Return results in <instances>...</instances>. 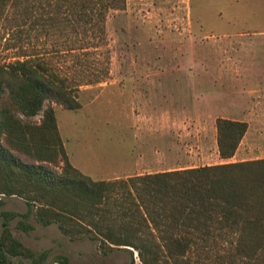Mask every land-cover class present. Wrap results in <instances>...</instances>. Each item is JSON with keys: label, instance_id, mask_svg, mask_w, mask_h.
<instances>
[{"label": "rangeland", "instance_id": "374dc122", "mask_svg": "<svg viewBox=\"0 0 264 264\" xmlns=\"http://www.w3.org/2000/svg\"><path fill=\"white\" fill-rule=\"evenodd\" d=\"M68 11L46 30L32 14L18 35L7 1L0 9V63L36 51L77 87L80 107L49 100L44 106L53 105L69 158L83 172L124 177L116 176L117 158L134 155L132 125L141 122L136 131L148 133L156 148L144 170L264 156V0H125L107 12L103 31L76 27ZM218 116L250 127L229 158L217 150ZM27 209L24 199L3 195L0 222L4 210ZM19 217L9 221L12 233L35 251L46 249L45 264H61L59 254L67 264H143L135 250L103 254L95 240H70L56 223L39 224L31 214L34 228L24 231L16 227Z\"/></svg>", "mask_w": 264, "mask_h": 264}, {"label": "trees", "instance_id": "16d2710c", "mask_svg": "<svg viewBox=\"0 0 264 264\" xmlns=\"http://www.w3.org/2000/svg\"><path fill=\"white\" fill-rule=\"evenodd\" d=\"M7 1L0 0V9ZM10 2L18 35L32 14L46 30L63 10L76 27L103 31L107 12L125 5V0ZM45 100L71 109L81 105L77 87L39 52L20 51L0 63V203L8 195L28 205L24 212H2L0 264H12L11 256L45 264L47 250H33L10 227V219L20 215L16 227L33 229L30 214L39 224L56 223L70 240H95L103 254L135 250L143 264H264V156L94 178L71 162L55 109L44 106ZM40 111L39 120L32 119ZM215 122L219 156L230 157L248 123L224 116ZM57 258L68 263L64 254Z\"/></svg>", "mask_w": 264, "mask_h": 264}, {"label": "crops", "instance_id": "0c3cea01", "mask_svg": "<svg viewBox=\"0 0 264 264\" xmlns=\"http://www.w3.org/2000/svg\"><path fill=\"white\" fill-rule=\"evenodd\" d=\"M142 123H144V122H141L140 125H137V123H135V125H132V127L134 129V132H133L134 138L136 139V137H137V139H138V140L136 139L137 141L134 140V142H136V146H138V148H135L134 155H132L131 158H128L127 162H126V159L125 160L123 159V156L122 157L119 156L117 158V166L120 170L116 174V176H120V175L127 176V175H131V174H142V173L152 172L149 169L144 170L143 168L146 166V164L144 163L145 160L147 158L150 159V157H151L150 151L155 153L156 148H155L154 144L151 143V141H150L151 136L148 133H141V132L136 131V128L141 127ZM249 130H250V127H248V129H246L245 133H247ZM119 146L121 147V145H119ZM134 147H135V145H134ZM121 155H123V153H121ZM147 165L150 168V166L152 164L150 162H148Z\"/></svg>", "mask_w": 264, "mask_h": 264}]
</instances>
